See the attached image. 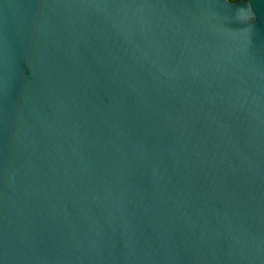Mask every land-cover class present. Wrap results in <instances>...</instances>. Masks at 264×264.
<instances>
[{
  "label": "water",
  "instance_id": "obj_1",
  "mask_svg": "<svg viewBox=\"0 0 264 264\" xmlns=\"http://www.w3.org/2000/svg\"><path fill=\"white\" fill-rule=\"evenodd\" d=\"M0 264H264V0H0Z\"/></svg>",
  "mask_w": 264,
  "mask_h": 264
},
{
  "label": "trees",
  "instance_id": "obj_2",
  "mask_svg": "<svg viewBox=\"0 0 264 264\" xmlns=\"http://www.w3.org/2000/svg\"><path fill=\"white\" fill-rule=\"evenodd\" d=\"M232 1H234V0H232Z\"/></svg>",
  "mask_w": 264,
  "mask_h": 264
}]
</instances>
